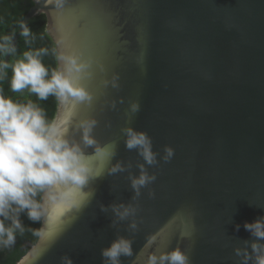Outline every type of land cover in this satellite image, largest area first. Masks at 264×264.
<instances>
[{
    "label": "water",
    "instance_id": "obj_1",
    "mask_svg": "<svg viewBox=\"0 0 264 264\" xmlns=\"http://www.w3.org/2000/svg\"><path fill=\"white\" fill-rule=\"evenodd\" d=\"M33 2L27 25L45 14L57 51L94 58V75L83 81L93 101L77 106L68 137L80 141L76 125L94 118L92 135L101 146L114 142L116 155L85 189L94 190L91 202L66 212L58 233L38 238L16 264H61L65 255L103 264L101 249L118 236L133 241L122 264L176 247L190 264H242L236 249L250 252L256 240L244 225L264 218V0H67L62 9ZM129 126L146 132L159 154L146 165L156 180L135 201L129 176L145 162L126 147L121 130ZM165 146L175 150L168 162ZM85 151L94 155L95 145ZM116 163L126 170L108 174ZM119 203L138 205L137 230L129 228L133 218L113 227L111 205Z\"/></svg>",
    "mask_w": 264,
    "mask_h": 264
},
{
    "label": "clouds",
    "instance_id": "obj_2",
    "mask_svg": "<svg viewBox=\"0 0 264 264\" xmlns=\"http://www.w3.org/2000/svg\"><path fill=\"white\" fill-rule=\"evenodd\" d=\"M48 3L54 9H62L67 0H48ZM17 27L25 41L30 43L29 38L33 34L25 20H19ZM14 35L15 31L12 35L0 36V57L16 53L12 44ZM60 43H64L63 40ZM53 52L59 63L52 69L42 59L48 54L47 48L24 51L20 58L11 63L0 59V81L7 78V70L11 69L8 81L11 92L23 93L27 90L38 101L54 97L61 109L58 116L48 119L37 102L15 100L4 95L0 89V249L13 247L17 235L23 234L21 213L26 212L32 221H44L45 226L32 230L33 235L44 239L57 234L66 212L73 209L79 211L91 202L94 190L85 189L103 176L107 165L116 155L114 142L101 146L92 135L97 124L94 118L80 120L76 125L82 131L80 141L68 137V125L77 106L91 105L93 101V94L83 81L94 75L91 70L94 58H84V53L76 49H53ZM118 79V75L113 76V87H118ZM108 83L104 81L105 86ZM139 110V102H131L130 111L136 113ZM121 131L126 147L136 149L145 162L139 165V176H129L135 201L141 195V190L156 180L155 174H149L146 165L157 164L159 154L153 151L151 137L146 132L131 126ZM93 145L94 155H86L85 149ZM174 154L173 147L165 146L162 159L168 162ZM125 170L122 163L107 168L108 174ZM149 195L154 197L155 193L149 192ZM101 210L107 212L109 209L101 205ZM111 211L116 218L113 227L118 221L133 218L129 228L137 230L134 219L138 212L137 204H113ZM244 227L256 240L251 243L250 252L247 248L236 249V255L243 257L242 264H264V243H261L264 241V218L246 222ZM182 235L190 236L191 233L183 231ZM156 239V235L151 236L149 245ZM132 243L131 239L118 236L110 246L101 249L103 264H122V256H133ZM36 259H39V255ZM61 264L74 262L65 255L61 257ZM144 264H190V257L181 247H176L159 255L154 251L148 253Z\"/></svg>",
    "mask_w": 264,
    "mask_h": 264
},
{
    "label": "trees",
    "instance_id": "obj_3",
    "mask_svg": "<svg viewBox=\"0 0 264 264\" xmlns=\"http://www.w3.org/2000/svg\"><path fill=\"white\" fill-rule=\"evenodd\" d=\"M33 5V0H0V36L4 34L12 35L13 31H15V37L20 30L17 27V22L25 18ZM28 27L33 34L29 38L30 43L26 42L25 38L21 36L15 45L17 51L15 54L11 55L10 63L20 58L24 51L47 48L48 54L42 58L43 62L49 69L56 68L58 64L53 52V49H56V45L46 31V15H36L29 21ZM5 58L6 57H0V59ZM7 71V78L0 81V89L3 90L4 95L11 96L13 99L20 100L21 102H26L29 99L35 101L44 109L48 119L55 117L58 105L54 97H49L45 101H38L36 96L29 94L27 90L23 93L11 92L8 84L11 76V69L9 68ZM20 220L24 226V232L23 234L17 235L16 243L13 247L0 249V264H16L28 252L31 245L36 243L39 238L33 235L32 230L40 229L42 220L32 221L29 219L26 212L20 214Z\"/></svg>",
    "mask_w": 264,
    "mask_h": 264
}]
</instances>
